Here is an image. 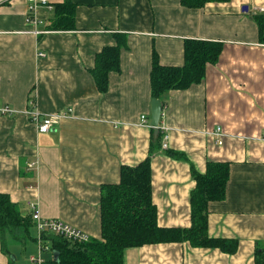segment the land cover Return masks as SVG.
Instances as JSON below:
<instances>
[{
	"label": "crops",
	"instance_id": "crops-1",
	"mask_svg": "<svg viewBox=\"0 0 264 264\" xmlns=\"http://www.w3.org/2000/svg\"><path fill=\"white\" fill-rule=\"evenodd\" d=\"M50 1L52 9H37L42 22L33 25L25 21L27 0H0V104L14 110L0 117V194L23 216L33 202L43 218L98 240L101 187L117 184L122 166L149 157L157 225L188 229L192 171L225 163V195L208 203L207 233L236 241L234 253L188 242L145 244L125 249L123 264H255L258 253L264 264V35L254 20L264 23V0L200 9L180 0ZM66 1L75 7L73 30H48L54 5ZM186 40L219 42L220 55L200 83L164 96L154 129L153 55L161 66L180 67ZM117 42L120 71L108 74L101 93L91 71L95 56ZM29 112L62 117L39 133ZM30 236L5 244L7 254L0 241V264H36L29 261L38 256L36 231Z\"/></svg>",
	"mask_w": 264,
	"mask_h": 264
},
{
	"label": "trees",
	"instance_id": "trees-1",
	"mask_svg": "<svg viewBox=\"0 0 264 264\" xmlns=\"http://www.w3.org/2000/svg\"><path fill=\"white\" fill-rule=\"evenodd\" d=\"M228 0H180L186 8L200 9L207 3ZM74 10L71 2L54 5V15L48 30L66 31L74 28ZM261 16L255 15L260 37L264 35ZM221 43L186 40L184 63L180 67L161 66L154 54L150 72L152 99L166 103L164 96L171 90H183L200 83L208 64H216ZM121 42L103 47L95 56L91 70L96 87L104 93L108 89V74L119 72ZM152 152V151H151ZM150 152V153H151ZM195 187L190 194L191 226L188 229L162 228L157 225L156 208L151 199V172L149 157L134 167L122 166L117 184L103 185L100 195L101 238L85 243L68 241L46 233L41 237V264H123L127 248L145 244L188 242L192 247L217 248L232 254L237 242L211 238L207 233V206L209 202L224 198L228 179V165L208 163L204 174L192 171ZM33 222L30 214L23 216L6 194H0V241L3 246L11 242L24 244L31 239ZM36 240V239H35ZM5 247V246H4ZM57 253V257H54ZM9 264H14L9 262ZM255 264H263L262 254H257Z\"/></svg>",
	"mask_w": 264,
	"mask_h": 264
},
{
	"label": "built area",
	"instance_id": "built-area-1",
	"mask_svg": "<svg viewBox=\"0 0 264 264\" xmlns=\"http://www.w3.org/2000/svg\"><path fill=\"white\" fill-rule=\"evenodd\" d=\"M46 9L51 10L52 4L50 0H27V8L25 21L27 24H41V20L36 16L37 9ZM45 33L44 31L37 32L35 34ZM39 56H43V54H39ZM14 114V110L6 105L0 104V117H12ZM28 116L31 119V122L36 126V129L39 133H47L51 131L54 126L59 122L62 115L54 114V115H40L36 112H29ZM148 120L145 115L140 117V122L142 125H148ZM216 136H222V132L220 129H217L214 133ZM264 135V133H263ZM166 136L164 135L162 148H166L165 144ZM221 144V141L218 142ZM29 214L31 216L35 231H36V242L38 245V256H32L29 258L31 263L41 264L43 258L41 256L42 252L46 250V248H42L41 246V237L46 234H53L59 237H62L68 241L77 242V243H85L89 241V237L81 232L80 230L74 228L70 224L56 218L45 219L40 213L36 203L30 202L29 205Z\"/></svg>",
	"mask_w": 264,
	"mask_h": 264
},
{
	"label": "water",
	"instance_id": "water-1",
	"mask_svg": "<svg viewBox=\"0 0 264 264\" xmlns=\"http://www.w3.org/2000/svg\"><path fill=\"white\" fill-rule=\"evenodd\" d=\"M246 10V7L243 8ZM162 113V104L160 101L153 99L151 104V114H150V126L154 129H158L159 119ZM54 257H57V253H54Z\"/></svg>",
	"mask_w": 264,
	"mask_h": 264
},
{
	"label": "rangeland",
	"instance_id": "rangeland-1",
	"mask_svg": "<svg viewBox=\"0 0 264 264\" xmlns=\"http://www.w3.org/2000/svg\"><path fill=\"white\" fill-rule=\"evenodd\" d=\"M30 234H31V235H34V234H35V231L30 230ZM35 239H36V236H35Z\"/></svg>",
	"mask_w": 264,
	"mask_h": 264
}]
</instances>
